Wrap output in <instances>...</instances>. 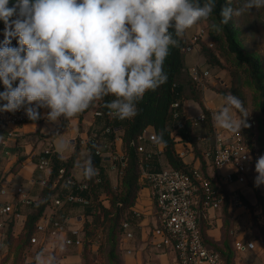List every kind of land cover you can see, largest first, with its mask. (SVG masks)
Instances as JSON below:
<instances>
[{"label":"clouds","instance_id":"clouds-1","mask_svg":"<svg viewBox=\"0 0 264 264\" xmlns=\"http://www.w3.org/2000/svg\"><path fill=\"white\" fill-rule=\"evenodd\" d=\"M8 5L9 0H0V21L5 25L0 46L5 91L0 100L6 101L0 111L15 112L27 105V117L36 121L38 109L47 108L46 118L55 122L61 116L73 118L109 95L115 97L105 104L110 115L120 120L135 117L144 95L167 82L164 63L170 48L179 46L170 30L180 37L208 20L216 0H18ZM260 8L264 0H243L238 7L228 0L220 9L219 23L211 27L223 31L234 16ZM14 37L19 47L10 46ZM224 100L214 116L217 126L233 131L242 124L250 127L244 123L249 113L242 101L232 94ZM233 108L243 114L240 121L230 115ZM80 167L87 179L97 173L90 156ZM255 171L256 185L264 184V155ZM34 260L57 264L56 255L44 250Z\"/></svg>","mask_w":264,"mask_h":264},{"label":"crops","instance_id":"crops-1","mask_svg":"<svg viewBox=\"0 0 264 264\" xmlns=\"http://www.w3.org/2000/svg\"><path fill=\"white\" fill-rule=\"evenodd\" d=\"M188 30L185 32V37L189 43L190 37L197 32V29L193 27L190 28L191 32ZM185 66L186 80L192 78L193 68L199 69L204 81L200 93L208 116L203 106L197 101L186 98L180 101L181 115L171 122L176 139V153L193 168L202 166V161L196 155L194 147L182 141L181 136L177 134V126L186 119H191L194 122V132L198 137V148L203 155L206 173L210 177H220L229 192H238L252 204L255 203L256 195L252 185L239 181L231 165L215 167L212 158L216 138L221 136L229 139L233 133L237 132V130H225L218 127L214 120V116L225 106L224 97L219 89L230 86L229 70L211 65L201 53L199 45H191L187 48ZM94 110L95 112L90 110L84 114L79 113L69 119L61 116L53 122L46 118L50 110L39 108L40 119L23 122L9 131H0V213L14 219L15 231L21 230L26 213L31 210L26 199L37 201L49 181L54 155H57L61 162H66L78 151L77 164L72 169V174L77 181L83 179V172L79 165L89 156L88 143L98 140V134L93 132L97 124L101 121L105 122L97 109ZM94 115H96L95 118ZM230 115L234 120L240 121L234 108L230 110ZM153 133H155L154 128L148 127L140 150H143V153H153L162 167H169L164 154V145L149 139ZM116 141L119 147L118 150L116 148V152L122 158L124 155L122 141L119 138ZM61 144L64 145L63 148L60 147ZM106 147L109 149L110 146ZM110 154V150L103 153L106 167L112 160ZM111 167L115 168V165ZM228 173H233L234 180L224 183L222 178ZM61 176L56 177L55 184ZM142 182L137 201L129 210V221L123 226L120 245L124 264H179L172 241L160 224L151 187L146 178L143 177ZM112 184L117 185L113 182ZM63 203L64 201L53 199L40 223L42 228L37 232L35 245L47 253H54L57 264H82L83 211L81 207H76L65 212L61 209ZM3 209L7 211L3 212ZM229 213L232 221L231 235L235 244L238 241L243 242V239H251L252 222L248 210L244 206L234 205L231 202ZM207 216V235L214 243L221 244L225 229L222 207L219 205L209 207ZM1 226L3 224H0ZM235 261L236 264H249L239 253ZM258 262L251 264H259Z\"/></svg>","mask_w":264,"mask_h":264},{"label":"trees","instance_id":"trees-1","mask_svg":"<svg viewBox=\"0 0 264 264\" xmlns=\"http://www.w3.org/2000/svg\"><path fill=\"white\" fill-rule=\"evenodd\" d=\"M203 0H201V3ZM228 0H216V7L212 16L209 18L213 23H219L220 9L227 4ZM18 0H9V7H13ZM19 9L17 8V13ZM13 16L12 19H15ZM4 22L0 21V33L4 32ZM173 38L179 41L178 47H171L168 57L164 63V71L167 73L168 79L165 84L157 88L155 91H148L143 99L137 103L138 113L130 119L120 120L109 114V109L105 104L115 99L114 96H105L100 100L94 101L92 105L82 112V114L97 108V112L104 118V135L105 141H90L88 143L89 156L92 158L94 168L97 170L96 175L87 179L83 175L81 181H77L72 174V169L77 164L78 151H76L68 161L61 162L57 155L52 157V167L49 181L45 185L39 199L32 201L26 199L30 207V211L26 213L22 228L15 233V221H8V228L5 232V244L10 249L15 248L16 252L24 251L31 248L35 241L37 232L40 229V223L43 220L47 208L50 207L54 198L64 201L62 208L65 212L81 207L84 216L82 239L83 243V261L82 264H92L91 245L97 243L95 238L100 229L106 231L105 241L100 245H107V256L109 264H123L120 258L121 238L123 226L129 221V210L135 205L139 191L143 185V171L148 173L157 172L163 167L159 164L158 159L153 153H143L140 150L141 144L144 142V134L148 127H153L157 136L158 143L164 145V154L169 163V167L191 172L193 167L184 162L175 151L176 139L173 135L171 122L180 117L179 103L183 99H192L200 103L206 116L208 113L203 105L200 88L191 78H185V52L184 48L191 46L185 37V33L176 37L174 30ZM211 36L214 40L221 42V50L225 51L231 60V68L233 71V81L230 87L220 90L225 98L226 95L232 94L238 97L244 109H247V102L244 88L250 87L255 94V108L259 112V117L255 119L257 130V142L259 150L256 151L254 145V131L251 122L244 118V123L250 125L245 127L241 125L237 132L241 135L245 145L251 151V164L256 162L258 152L264 155V62L260 55L248 52L243 45L239 30L234 23L230 21L223 26V31L217 32L211 27ZM201 53L206 57L207 61L213 66H223L220 56L210 47H202ZM244 76V77H243ZM18 85V81L14 82L13 87ZM5 88L0 82V92ZM6 101L0 100V106ZM240 120L243 114L235 109ZM28 121H31L30 119ZM177 134L181 136L182 141L190 143L194 147V151L202 161L199 168L210 180L213 196L215 200H220L219 206L223 209V217L225 221V229L223 241L221 244L214 243L207 235L208 223L206 219H201L200 228L204 241L214 249L220 252L225 264H236V253L232 247L231 235V216L229 206L232 200V192L226 188L221 182L220 177H210L205 171V163L203 155L198 148V137L194 132V122L186 119L177 126ZM122 141L124 147V155L119 161L120 180L117 186H113L108 169L104 165L103 153L107 151H116V139ZM150 139V138H149ZM107 145H111L107 149ZM112 148V150H111ZM142 153V154H141ZM257 154V155H256ZM250 164V165H251ZM63 170V172H61ZM62 175L58 183L55 179ZM256 192L258 203L263 200L262 195L253 184ZM1 190V189H0ZM238 193V192H237ZM240 205L251 211L253 215V204L243 195L239 194ZM107 201V204L104 202ZM89 216L91 218H89ZM101 247L99 251H101ZM41 249L34 253V256ZM32 264H35V260Z\"/></svg>","mask_w":264,"mask_h":264},{"label":"built area","instance_id":"built-area-1","mask_svg":"<svg viewBox=\"0 0 264 264\" xmlns=\"http://www.w3.org/2000/svg\"><path fill=\"white\" fill-rule=\"evenodd\" d=\"M205 34L206 30L201 29L197 35L190 37L189 44L198 45ZM191 77L199 88L204 85L197 67L191 70ZM25 107L27 105L15 112L0 111V131H9L28 121ZM149 138L156 142V133L151 134ZM212 158L215 167L231 165L238 175V180L246 182V174L251 164V151L238 132L233 133L229 139L218 136L212 150ZM143 177L151 187L160 224L172 241L178 263L225 264L220 252L204 241L200 228L201 219H208L207 209L218 206L220 202L213 196L209 178L199 168L184 172L172 167H163L152 173L144 170ZM222 179L224 183H229L234 180V175L228 173ZM231 197L234 205H240L237 192H232ZM6 211L3 209V212ZM254 247L253 242L245 244L238 241L235 244L238 251L254 249Z\"/></svg>","mask_w":264,"mask_h":264},{"label":"rangeland","instance_id":"rangeland-1","mask_svg":"<svg viewBox=\"0 0 264 264\" xmlns=\"http://www.w3.org/2000/svg\"><path fill=\"white\" fill-rule=\"evenodd\" d=\"M242 2L243 0H231V3L234 7L240 6ZM231 21L234 23L235 27L239 30V37L243 45L245 46L246 50L248 52L257 53L258 55L261 56L264 62V8L252 9L251 11H246L243 15L239 17L234 16ZM212 23L213 21L211 19L198 22L196 25L193 26L197 29V32H195L194 35H197L201 29L206 30L205 36L201 38L198 45L200 49L205 46V47H210L211 49L216 51V53L220 56V58L223 61V66H219V67L229 70L231 75V84H232L233 71H234L230 67L232 63L230 58L227 56L226 52L221 50L220 47L221 42L214 40L213 37L211 36ZM188 31L191 32L190 29ZM4 38H5L4 32L0 33V46L3 45ZM10 46L19 47L18 37L12 38ZM223 89L221 88L219 90H223ZM244 91L247 102L246 111L249 113L247 116V120L251 122V127L254 131V145L256 147V151H258L259 143L256 140L257 130H256L255 119H257L260 115L258 110H256L255 108L256 102H255L254 92L248 86L244 88ZM94 109L91 111L95 112ZM95 117L96 115H94V118ZM104 126H105V122L101 121L100 123L97 124V127L93 131L98 134L97 137L99 138L100 141H105V135L103 129ZM89 131L90 133H92L91 130ZM115 146L118 150L119 147L117 141L115 142ZM110 155L112 160L108 162L107 169L108 172H110L109 176L111 177V181L113 183H117L118 185L120 180V172L118 168L120 156L116 151L115 152L111 151ZM260 156H262V154L258 152V155L256 156V160H255L256 162ZM256 162L254 163V165L252 163L249 166L248 172L246 174V182L252 185V187L253 184L256 185L255 180L258 175V173L255 171ZM113 165H115V168L111 167ZM256 187L260 192V194L262 195L263 200L260 203H258L256 199V202L253 203L254 205L253 215L251 214V211L248 210V212L251 214V222H252V224L250 225L251 239H243V242H245V244L248 242H253L255 247L253 250L245 249L239 252L238 250H236L235 241L233 240H232V247L235 250L236 257L239 253L241 256L245 258V260L249 264L253 262L257 263L258 261L259 264H264V184H261L259 186L256 185ZM104 202L107 204V201L104 200ZM89 218L91 217L89 216ZM10 220L11 218L9 216H4L3 214L0 213V224H3V226L0 227V264H32L34 262V257H35L34 253L39 249V247L35 245L36 244L35 241L33 242L31 248H27L24 251H18V252H16L14 246L12 249H10L9 246L5 244V238H6L5 232L7 231L8 228V221ZM83 223H84V216H83ZM15 233H17V231H15ZM105 237H106V231L100 229L98 231L97 236L95 237L98 242L90 246V249L92 251V257L95 261L92 264H109V259L107 256L108 247L107 245H100V243H103L105 241ZM100 247L102 249L101 251H99ZM120 258L124 264L121 250H120Z\"/></svg>","mask_w":264,"mask_h":264},{"label":"water","instance_id":"water-1","mask_svg":"<svg viewBox=\"0 0 264 264\" xmlns=\"http://www.w3.org/2000/svg\"><path fill=\"white\" fill-rule=\"evenodd\" d=\"M184 52H186L187 51V48H184V50H183ZM80 166V165H79Z\"/></svg>","mask_w":264,"mask_h":264}]
</instances>
